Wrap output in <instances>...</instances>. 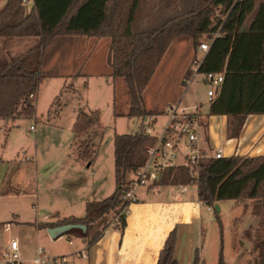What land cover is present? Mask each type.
Instances as JSON below:
<instances>
[{
	"label": "trees",
	"instance_id": "trees-1",
	"mask_svg": "<svg viewBox=\"0 0 264 264\" xmlns=\"http://www.w3.org/2000/svg\"><path fill=\"white\" fill-rule=\"evenodd\" d=\"M174 1L178 3L171 10ZM147 2L7 0L0 9V41L7 44L15 39H34L35 44L23 55H14L8 47L0 50V119L36 115L42 52L56 38L71 36L110 40L111 76L125 82L130 101L128 116L144 120L155 115L145 107L144 92L171 44L190 39L198 46L203 37L211 40L218 35L201 68L205 74L225 75L222 88L210 104L209 116L237 118L233 133L238 135L247 117L264 114V0H160L161 7L146 12ZM27 4H31L29 11ZM100 121L99 111H79L73 127L76 146L100 127ZM88 141H81V149L89 145ZM153 143L154 139L138 132L116 135L115 192L105 200L88 203L84 219L66 218L39 228L85 225L87 231H80L79 237L89 248L110 229L117 216L121 215L117 230L124 232L127 216L122 214V196L130 177L146 163L147 148ZM182 185L196 187L199 202L215 212L223 201L252 202V214L263 233L253 242L256 264H264V158L211 159L201 164L197 179L186 168H170L155 184ZM176 241L174 231L157 264H178ZM195 264H200L198 255Z\"/></svg>",
	"mask_w": 264,
	"mask_h": 264
},
{
	"label": "rangeland",
	"instance_id": "rangeland-1",
	"mask_svg": "<svg viewBox=\"0 0 264 264\" xmlns=\"http://www.w3.org/2000/svg\"><path fill=\"white\" fill-rule=\"evenodd\" d=\"M177 3L171 2L170 9L173 10L172 6ZM159 7L160 0H148L144 11ZM27 8L29 11L31 4H27ZM26 41L30 42L31 39ZM202 41L207 39L203 37L199 42ZM107 42L109 46L110 40L107 39ZM196 49L197 46L190 39L172 43L144 92L145 107L155 113L153 124L157 131L166 123L165 113L168 106L181 99L183 106L193 107L199 103L203 106L202 113L207 114L209 110L210 103L206 98L208 87L203 85L199 78L193 80L192 75L188 74ZM26 52L25 49L22 51L23 54ZM71 53H75V60L69 65L67 57ZM104 53L110 61L112 57L110 50L107 48ZM56 56L58 57L55 59L56 64L48 66L49 62H54ZM92 57L93 48L86 46L82 37L56 38L42 52L41 83L35 99L37 115L26 119H0V159L10 165L5 189L10 181L13 187L20 186L14 187L15 189L9 188V191L15 194L0 199V246L5 247L11 238L19 236L22 240L21 254L27 259L33 256L37 246L45 248L48 253H52L50 249L60 253L73 249L69 244L70 240L77 243L81 239L79 237L81 230L78 229L53 239L48 231L39 236L33 228L37 219L43 221V212L49 211L50 218L44 222L50 223L55 211L69 204L62 199L59 201L52 194V187H56L57 182H65L67 179L63 177L62 169L55 167L59 157L61 159V155L66 153L65 161L60 160L63 167L85 165L88 168L92 164L93 169L95 165L96 170L101 167L103 178L110 182L114 192L116 189L114 138L116 135H133L145 127L142 118L128 116L130 101L125 82L104 74L93 76ZM103 67L105 71L107 65L104 64ZM49 83L55 85L56 93L59 91L56 96L46 93L45 86ZM89 85L92 89L88 95L86 89ZM99 86L106 87L107 90L102 92L98 89ZM86 101L93 103V110L86 108L81 110L99 111L101 121L99 128L94 129L85 139H81L83 142L90 140L89 145L81 149L82 142L78 141L79 144L76 146L74 133L65 129L69 128L71 120L75 119L74 107ZM46 168L51 170L46 172ZM166 189L169 191L174 188ZM190 195L193 196L194 193L188 194L187 199ZM139 197L144 200L140 192ZM87 199L89 198L85 197L84 201H88ZM218 206L220 212H215L214 208L212 212H208L206 206L202 208V224L205 230L203 247L206 259L212 261V264L213 260L216 264H220L221 261L224 264H256L257 253L254 252L253 244H246L247 247L245 245L248 240L247 234L241 236L238 231L250 227L246 220L242 219L243 209L236 207L233 201H223ZM73 209L76 212L82 210L83 215L79 218H85L86 207L83 203L77 201ZM246 209H251L249 204ZM187 217L185 214V221ZM6 223L11 225V231L2 228ZM21 230L25 231L26 235L20 233ZM258 230L257 239L263 235L261 229ZM239 238L243 240L242 246L238 245ZM66 260L68 264L84 262L82 257L77 256L67 257Z\"/></svg>",
	"mask_w": 264,
	"mask_h": 264
},
{
	"label": "crops",
	"instance_id": "crops-1",
	"mask_svg": "<svg viewBox=\"0 0 264 264\" xmlns=\"http://www.w3.org/2000/svg\"><path fill=\"white\" fill-rule=\"evenodd\" d=\"M6 1L7 0H2L0 3V9L6 4ZM71 37H82L84 39V44L93 48V57L91 58V70L93 76H103V74L105 76L112 75L111 63L107 60V54L104 53L110 46V43L108 46V38L87 36ZM26 40L29 39H15L7 44H5V41H0V50H2V48L8 50L9 48L14 55H23L22 51L24 49L28 51L35 44L34 39H31L30 42H27ZM197 51L198 46L192 58L191 71L188 72L189 75L192 73L193 61ZM57 58V56L54 57V62H49L48 66L52 67V64H56L55 59ZM67 58L69 60L68 64H73L75 53H71ZM104 64L107 65L105 71H103ZM45 87L46 93L48 94H54L56 96L59 92L56 93V87L52 83L46 84ZM91 89L92 88L89 85L86 89L88 95L91 93ZM98 89L102 92L107 90L106 87L104 88L102 86H99ZM106 94L108 98V93ZM201 107L203 110L202 105ZM84 108L90 111L93 110V103L91 104L86 101V103H83L82 105H76L73 109L75 119L71 120L69 128L65 129V131L69 129V131L73 132L78 113ZM208 113L209 110L207 114L203 113L204 132L201 140V148L204 151L213 154L216 150H222L225 159L233 157L264 158V114L250 115L247 117L239 134L236 135L233 133V130L237 127V118L228 116H209ZM65 155L66 153H63L61 159L59 157L55 167H60L62 169L63 177L67 179L65 182H57L56 187H52V194L54 195V198L59 201L62 199L69 204L66 207L64 206L63 209L55 211L50 223L44 222L48 221L50 218L49 211H46L45 213L43 212V221L37 219L34 224L35 227L33 226L39 236L43 235L44 231H48V229L39 228L40 225L55 224L66 218L80 219L79 217L83 215V211L79 210L76 212V210L73 209V206L77 201L81 202V204L83 203L86 207L90 201L105 200L115 192H113L110 182H108L106 178H103L104 175H102L103 170L101 167L97 168V170V165L95 164L94 169L93 164L88 166V168H86L85 165H70L63 167L61 161H65ZM6 170L8 171L6 172ZM9 170L10 165H7L3 159H0V199L15 194L13 191L10 192L9 188H20L19 185H14L13 187V183L10 181L7 189H5ZM47 170L49 171L51 168H46L45 171L48 172ZM67 173L68 175H66ZM132 178L133 176L130 177L131 180ZM166 188L170 187L154 185L140 191V193L143 194L142 198L144 200L139 197V203L130 208L124 232L108 229L90 248L81 238L77 243H73L71 240L69 241V244L73 249L62 251L60 253H56L54 250L50 249L52 253H47L53 256H63L66 258L75 256L82 257V254L86 253L87 259H83L82 257L84 261L83 264H157L167 239L171 233L175 231L177 238L175 259L178 264H195L197 255L200 264H212V261L206 259V252L203 247L205 230H203L202 224V208L204 205L198 200L197 188L189 187L184 195H182L180 187H173L174 189H170L169 191H167ZM191 193H194V195H190L187 199V195ZM182 196L185 198L183 199ZM85 197L89 198L87 199L88 201H84ZM66 199H69L70 201ZM248 204L251 209H246ZM235 205L236 207H241V209H243L241 214L243 217L242 219H245L246 224L250 225L246 230H238L239 234L241 236L247 234L248 240H246L245 245L250 243L253 244L255 239H257L256 235L259 232V220L252 214V202L239 204L235 202ZM185 214L188 216L186 221L184 220ZM2 228L11 231V225L9 223L3 224ZM22 230L20 233L26 235V232ZM240 235L238 236L240 237ZM11 240H18L20 244L22 243L21 237L18 236L11 238L10 241L5 244V247L10 244ZM242 242L243 240L239 238L238 245L242 246ZM39 247L41 246H37L34 249V253ZM239 248L241 247L239 246ZM213 264H216L215 260H213Z\"/></svg>",
	"mask_w": 264,
	"mask_h": 264
},
{
	"label": "built area",
	"instance_id": "built-area-1",
	"mask_svg": "<svg viewBox=\"0 0 264 264\" xmlns=\"http://www.w3.org/2000/svg\"><path fill=\"white\" fill-rule=\"evenodd\" d=\"M217 36L215 35L211 40L202 41L198 45L191 73L193 80L199 78L200 82L208 87L206 98L210 104L216 99L222 88L225 76L216 73L205 74L201 72V68ZM165 115L166 123L159 131L153 124L154 115L146 117L144 119L145 127L138 131L139 134L154 139V143L147 148L146 163L132 175L131 183L122 196L125 205L122 214L126 216H128L130 208L139 203V192L158 184L166 170L183 167L189 171L193 178L197 179L202 163L211 159H224L222 150H216L212 154L201 148L204 116L199 103L193 107H187L183 106L181 99L168 106ZM31 130L33 131L34 128L32 127ZM189 187L180 186L182 195L187 192ZM206 207L209 212L213 211V207ZM120 216L114 219L110 229L120 232L117 230ZM82 257L87 259V254L83 253ZM28 262L31 264H67L65 257L50 255L42 247L37 248L31 258H24L18 240H11L7 247H0V264H25Z\"/></svg>",
	"mask_w": 264,
	"mask_h": 264
},
{
	"label": "water",
	"instance_id": "water-1",
	"mask_svg": "<svg viewBox=\"0 0 264 264\" xmlns=\"http://www.w3.org/2000/svg\"><path fill=\"white\" fill-rule=\"evenodd\" d=\"M216 211L220 212V207L218 205L216 206ZM73 229H78L81 230L82 232L87 231V227L85 225L71 224V225H64V226L48 229V234L51 236V238L55 239L65 233L72 231Z\"/></svg>",
	"mask_w": 264,
	"mask_h": 264
}]
</instances>
